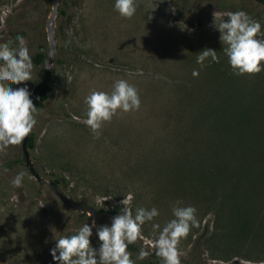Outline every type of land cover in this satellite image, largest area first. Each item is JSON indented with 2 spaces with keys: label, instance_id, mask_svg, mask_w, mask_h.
<instances>
[{
  "label": "rangeland",
  "instance_id": "obj_1",
  "mask_svg": "<svg viewBox=\"0 0 264 264\" xmlns=\"http://www.w3.org/2000/svg\"><path fill=\"white\" fill-rule=\"evenodd\" d=\"M53 3L0 0V44L24 36L32 56L40 45L46 54ZM113 3L60 2L52 93L44 109L37 107L31 132L36 169L47 180L59 179L71 200L96 208L99 225L111 223L108 212L122 208L128 193L133 213L155 206L159 215L142 229L149 238L155 236L153 223L163 226L172 218L176 201L195 206L199 223L179 242L181 264L193 258L195 264H264V71L235 74L213 25L214 12L236 10L264 25V5L138 0L136 14L125 18ZM205 48L216 50L218 60L201 66L196 54ZM43 75V65H34L33 80L13 87L27 84L31 92ZM118 79L138 89L141 105L118 111L94 134L84 123L85 97L92 90L110 92ZM235 165L239 171L232 170ZM21 171L22 185L14 187L11 180ZM233 177L240 180L242 206L225 205L215 222L207 202L211 189L220 193ZM92 222L87 214L74 216L50 187L34 180L22 142L0 151V264H56L50 251L55 236ZM95 231L90 240L98 247ZM141 246L151 254L137 264H161L147 240L128 246L133 259Z\"/></svg>",
  "mask_w": 264,
  "mask_h": 264
},
{
  "label": "clouds",
  "instance_id": "obj_2",
  "mask_svg": "<svg viewBox=\"0 0 264 264\" xmlns=\"http://www.w3.org/2000/svg\"><path fill=\"white\" fill-rule=\"evenodd\" d=\"M113 7L120 16L131 18L137 12L138 0H114ZM213 17L214 28L220 33L222 50L234 73L244 75L264 71V25L260 20L253 19L244 10L216 11ZM208 58L217 61V51L205 48L196 54V62L201 66ZM33 69L32 53L24 36L0 44V151L6 150L9 145L20 144L38 123L37 115L41 109L33 103L27 84L13 87L32 81ZM192 74L198 76L199 72L193 69ZM85 103L87 111L84 123L98 135L104 122L110 121L118 111L138 110L141 99L133 84L118 79L110 92L92 90L85 97ZM3 171L8 170L5 168ZM24 177V172H18L11 184L20 187ZM132 199V193L123 197L120 201L123 207L111 218L110 224L97 226L93 221L91 224L84 223L74 234L59 238L55 236V246L50 251L56 264H137L138 260L151 254L141 246L135 259L132 258V253L127 249L138 239L147 240L161 264H181L184 253L178 245L192 228L198 226L196 207L176 201L171 209L172 218L163 226L153 223L155 236L149 238L144 236L143 226L153 221L159 215V210L155 206L137 207L133 213L129 207ZM93 229L100 241L98 247L93 246L90 240Z\"/></svg>",
  "mask_w": 264,
  "mask_h": 264
},
{
  "label": "water",
  "instance_id": "obj_3",
  "mask_svg": "<svg viewBox=\"0 0 264 264\" xmlns=\"http://www.w3.org/2000/svg\"><path fill=\"white\" fill-rule=\"evenodd\" d=\"M61 0H54L52 12L51 15L46 23V31H47V37H48V51L46 53L45 59H44V75L42 80L36 85V87L31 91L32 93V100L35 104L36 99L42 90V88L47 85L51 79L52 76V70L53 65L58 49V41L55 33L56 28V18L59 13V5ZM30 135V134H29ZM29 135L22 141V151H23V158L25 162V166L34 178V180L44 186L50 187L52 191L55 193L57 198L65 205L68 209L79 212L82 214H87L92 218L93 221H95L96 225L99 226V216L98 211L93 206L88 205H82L78 202H75L71 200L69 197H67L63 191L61 190L60 186L55 182L51 180L45 179L36 169L35 164L31 158L30 151L27 146Z\"/></svg>",
  "mask_w": 264,
  "mask_h": 264
},
{
  "label": "trees",
  "instance_id": "obj_4",
  "mask_svg": "<svg viewBox=\"0 0 264 264\" xmlns=\"http://www.w3.org/2000/svg\"><path fill=\"white\" fill-rule=\"evenodd\" d=\"M259 4L264 5V0H254ZM45 52H44V46L40 45L38 48L37 53L32 56V60L34 65L36 66H41L44 64V59H45ZM52 93V87H51V80L49 81V83L47 85H45L42 90L40 91L36 102H35V106L38 108H42L44 109L46 106L47 101L50 98V95ZM219 116L217 115V120H219L218 118ZM27 146L29 150H34L35 146H36V136L32 133H30L29 138H28V142H27ZM240 166L239 165H235L232 170L233 171H239ZM214 173V170L213 172ZM59 186L61 185V181L59 179H55L54 180ZM212 190V194L213 196L211 198L208 199V203H209V207L210 210L213 212L214 216H215V222H218L220 219V213L222 212V210L224 209L225 205H228L231 209L238 208L239 206H242V203H239V190H240V180L236 179L233 177V179L230 180V185L226 186L222 189V191L220 193L216 188L211 189ZM251 195L246 197V201H251ZM248 204L246 206H248ZM121 207H118L112 211H109L108 214L110 215H117L120 211ZM99 211L101 213L106 212L105 209L100 208ZM72 213H74V216H81L83 215L82 213L79 212H75L72 211ZM246 223H249V221L245 220ZM198 244H199V240L198 243L195 245V254L196 251L198 250ZM196 262V258H193V260H191L188 264H195ZM231 264H239L237 262H232Z\"/></svg>",
  "mask_w": 264,
  "mask_h": 264
}]
</instances>
